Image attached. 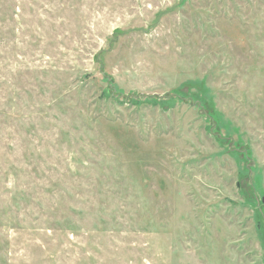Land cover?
Here are the masks:
<instances>
[{
	"label": "rangeland",
	"instance_id": "374dc122",
	"mask_svg": "<svg viewBox=\"0 0 264 264\" xmlns=\"http://www.w3.org/2000/svg\"><path fill=\"white\" fill-rule=\"evenodd\" d=\"M264 0H0V264H264Z\"/></svg>",
	"mask_w": 264,
	"mask_h": 264
},
{
	"label": "water",
	"instance_id": "95a60500",
	"mask_svg": "<svg viewBox=\"0 0 264 264\" xmlns=\"http://www.w3.org/2000/svg\"><path fill=\"white\" fill-rule=\"evenodd\" d=\"M262 203H264V198L262 199Z\"/></svg>",
	"mask_w": 264,
	"mask_h": 264
}]
</instances>
